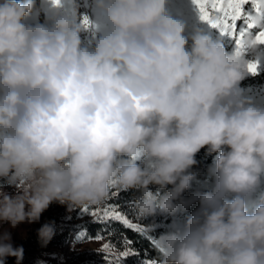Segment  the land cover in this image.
Returning <instances> with one entry per match:
<instances>
[{
	"label": "clouds",
	"instance_id": "1",
	"mask_svg": "<svg viewBox=\"0 0 264 264\" xmlns=\"http://www.w3.org/2000/svg\"><path fill=\"white\" fill-rule=\"evenodd\" d=\"M194 10L189 23L170 0H0V264H21L13 231L51 204L128 192L150 264H264V102L241 87L264 65V15L237 45ZM37 235L46 246L54 225Z\"/></svg>",
	"mask_w": 264,
	"mask_h": 264
},
{
	"label": "trees",
	"instance_id": "2",
	"mask_svg": "<svg viewBox=\"0 0 264 264\" xmlns=\"http://www.w3.org/2000/svg\"><path fill=\"white\" fill-rule=\"evenodd\" d=\"M247 9H251L250 5ZM249 81L254 86L264 85V71L255 75ZM214 155H207L204 149L197 154L198 164L194 168L202 170L199 176L200 181L209 179L208 168L213 162ZM195 187H198V185H194ZM189 194L186 193L185 195ZM131 199V192L118 193L104 205L92 207L89 210L91 212L103 209L106 205H116L126 214L129 220L139 226V231L126 227L122 222L100 220L98 217L84 213L80 209L71 212L65 209L57 214H49L45 219L31 224L26 231L25 237L14 243L15 245H22L24 248V258L21 264H116L117 260H119V264H148L151 258L155 256V252L144 236L143 222L137 219L130 210L128 202ZM195 207L196 205L192 206V208ZM191 210L189 209V211ZM157 219L161 224L158 231H164L170 220L164 217H158ZM44 223H52L55 227V235L46 246L41 245L37 235V230ZM80 231L83 232L82 241L91 237L93 238L92 241H99L103 245L98 249L75 252L74 255L65 260L56 250L65 249L71 235ZM98 233L105 238L96 239ZM125 238L127 241H131L130 250L132 254L126 258L116 257L115 252L123 251L129 247L124 243ZM106 243H111L114 248L104 249V244ZM7 264H16L15 257H9Z\"/></svg>",
	"mask_w": 264,
	"mask_h": 264
},
{
	"label": "snow or ice",
	"instance_id": "3",
	"mask_svg": "<svg viewBox=\"0 0 264 264\" xmlns=\"http://www.w3.org/2000/svg\"><path fill=\"white\" fill-rule=\"evenodd\" d=\"M194 6L200 13L201 20L209 23L213 28H220L221 31L229 35L237 45L240 43V37L245 31L251 29L253 25L249 23V19L253 12L264 15L262 12V5L264 0H192ZM251 7L248 10L246 6ZM258 40L264 43V32L258 33ZM252 71H256V67L252 66ZM82 212L89 213L100 220L109 221L114 220L122 222L126 227L139 231L138 225L129 220L125 213H123L116 205H106L103 209L91 211L87 208ZM102 234H97L96 239H104ZM129 247L123 251L115 252L116 257H128L131 255L130 245L131 241H124ZM114 248L111 243L104 244V249ZM116 264H119L117 260ZM150 264V262H148Z\"/></svg>",
	"mask_w": 264,
	"mask_h": 264
},
{
	"label": "rangeland",
	"instance_id": "4",
	"mask_svg": "<svg viewBox=\"0 0 264 264\" xmlns=\"http://www.w3.org/2000/svg\"><path fill=\"white\" fill-rule=\"evenodd\" d=\"M247 7L248 6H246V8ZM170 9L173 11L174 14L180 15L182 18L186 19L189 23H193L197 20V14L196 11L194 10V5L191 3V0H170ZM83 10L84 9H82V11ZM212 31L214 33L216 32L215 29H212ZM228 46H229V50H231L232 48L231 42H229ZM263 71H264V65L260 67L257 74ZM254 76L255 75L250 74L244 81L241 82V87L245 88L250 95H253L258 100L264 102V85L254 86L249 81ZM9 191H11V189H9ZM65 209H66L65 206L53 203L42 214L40 220L45 219L49 214H57L58 212H61ZM30 225L31 224H22L18 229L13 231L14 243L25 237L26 231ZM82 236H83V232L81 231L73 233L65 249L61 250V252L56 250V252L66 260L70 258L72 255H74L75 252L83 251V250H94L101 248V246L103 245V243H100L99 241H91L85 244L81 239ZM40 264H44V263H40Z\"/></svg>",
	"mask_w": 264,
	"mask_h": 264
},
{
	"label": "built area",
	"instance_id": "5",
	"mask_svg": "<svg viewBox=\"0 0 264 264\" xmlns=\"http://www.w3.org/2000/svg\"><path fill=\"white\" fill-rule=\"evenodd\" d=\"M59 252H61V250H58Z\"/></svg>",
	"mask_w": 264,
	"mask_h": 264
}]
</instances>
